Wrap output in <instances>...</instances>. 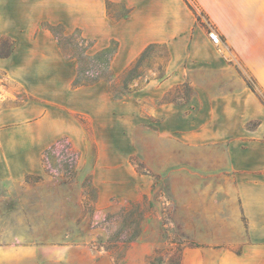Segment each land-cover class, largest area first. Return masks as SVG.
<instances>
[{"label": "crops", "instance_id": "0c3cea01", "mask_svg": "<svg viewBox=\"0 0 264 264\" xmlns=\"http://www.w3.org/2000/svg\"><path fill=\"white\" fill-rule=\"evenodd\" d=\"M193 2L202 24L183 0H0V40L12 44L0 72L29 95L0 108V179L41 175L44 154L63 139L79 170L90 145L100 156L103 126L116 140L119 122H147L155 157L163 141L177 147L175 171L189 179L190 208L200 214L192 218L205 221L209 235L243 237L237 248L223 246L222 263L264 264V102L246 82L253 77L264 93V0ZM48 27L79 33L90 43L87 57L114 43L113 80L149 46H161V76L130 83L121 98L106 80L79 83L77 58L63 53ZM181 88L180 101H164Z\"/></svg>", "mask_w": 264, "mask_h": 264}, {"label": "rangeland", "instance_id": "374dc122", "mask_svg": "<svg viewBox=\"0 0 264 264\" xmlns=\"http://www.w3.org/2000/svg\"><path fill=\"white\" fill-rule=\"evenodd\" d=\"M47 29L66 56L77 58L79 83L106 80L113 95L121 98L130 83L161 76V46L149 48L113 80L108 53L87 57L84 51L90 43L79 33L65 36L60 27ZM11 49L10 41L2 38L0 57ZM246 82L264 102L253 77ZM184 94V88L172 90L164 101L178 102ZM28 99L24 89L0 72V108ZM141 106L147 110V104ZM149 128L155 127L119 122L115 140L103 126L95 141L101 145L100 156L90 145L79 170L77 152L63 139L43 156L41 175L0 179V264H176L178 256L180 264H223V246L237 248L243 237L209 235L205 221L192 218L200 214L190 208L189 179L175 171L177 159L171 153L177 147L163 141L165 152L155 157L158 142L149 136ZM98 160L102 165L95 170ZM79 247L86 252L77 251Z\"/></svg>", "mask_w": 264, "mask_h": 264}, {"label": "trees", "instance_id": "16d2710c", "mask_svg": "<svg viewBox=\"0 0 264 264\" xmlns=\"http://www.w3.org/2000/svg\"><path fill=\"white\" fill-rule=\"evenodd\" d=\"M184 1V3L187 5V7L193 12V14L196 16V19H197V21H198V23L199 24H202V20H201V16H203V12H201V11H199L198 9H197V6H196V4L193 2V0H183ZM49 28H55V27H49ZM81 37V36H80ZM81 39L83 40V41H85L82 37H81ZM87 42V41H86ZM152 47H155L154 45L153 46H149L145 51H147L149 48H152ZM115 50H116V45L113 43V44H111V46L108 48V49H105V50H103L102 52H100L99 54H102V53H108V55H109V57H108V64H109V61L111 60V58L113 57V55H114V53H115ZM145 53V52H144ZM143 53V54H144ZM98 54V55H99ZM143 54L141 55V56H143ZM141 58V57H140ZM139 58V59H140ZM138 59V60H139ZM137 60V61H138ZM137 61H135L133 64H136L137 63ZM132 64V65H133ZM131 67H129L126 71H125V73L130 69ZM108 70H109V67H108ZM109 73H110V71H109ZM124 73V74H125ZM111 75V74H110ZM112 77V76H111ZM82 84H89V83H82ZM60 142V141H59ZM58 142V143H59ZM58 145V144H57ZM57 145H55V146H53V148H51V150H53V149H55V147L57 146ZM51 150H49V151H51ZM49 151H47L44 155H47V153L49 152ZM177 260H178V262H176V264H180V261H181V259H180V256H178V258H177Z\"/></svg>", "mask_w": 264, "mask_h": 264}, {"label": "built area", "instance_id": "2783aa9c", "mask_svg": "<svg viewBox=\"0 0 264 264\" xmlns=\"http://www.w3.org/2000/svg\"><path fill=\"white\" fill-rule=\"evenodd\" d=\"M207 35H208V38L211 41V43H213L215 45H217L219 43L220 39L214 30L208 31Z\"/></svg>", "mask_w": 264, "mask_h": 264}]
</instances>
